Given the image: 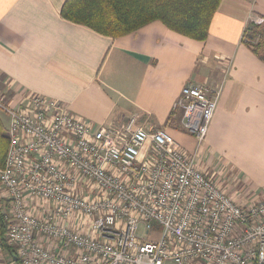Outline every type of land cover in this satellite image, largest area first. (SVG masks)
Wrapping results in <instances>:
<instances>
[{
  "label": "built area",
  "instance_id": "1",
  "mask_svg": "<svg viewBox=\"0 0 264 264\" xmlns=\"http://www.w3.org/2000/svg\"><path fill=\"white\" fill-rule=\"evenodd\" d=\"M220 93L189 82L175 101L198 145ZM0 112V226L20 264H264V197L239 204L167 131L136 115L96 127L56 99L14 102L2 88Z\"/></svg>",
  "mask_w": 264,
  "mask_h": 264
},
{
  "label": "crops",
  "instance_id": "2",
  "mask_svg": "<svg viewBox=\"0 0 264 264\" xmlns=\"http://www.w3.org/2000/svg\"><path fill=\"white\" fill-rule=\"evenodd\" d=\"M65 1L0 0V88L10 99H56L96 127L136 115L196 154L239 204L264 197V60L243 39L248 23L264 17V0H221L203 41L160 20L104 35L64 18ZM189 82L221 89L201 145L174 112ZM0 255L17 263L15 248Z\"/></svg>",
  "mask_w": 264,
  "mask_h": 264
},
{
  "label": "trees",
  "instance_id": "3",
  "mask_svg": "<svg viewBox=\"0 0 264 264\" xmlns=\"http://www.w3.org/2000/svg\"><path fill=\"white\" fill-rule=\"evenodd\" d=\"M221 0H66L61 14L73 22L97 32L119 37L156 20L189 38L206 40L213 16ZM262 23L251 20L244 41L264 60V17ZM9 146L7 128L0 116V168L5 164ZM1 247L14 249L7 242V225L0 226ZM16 264H20L17 262Z\"/></svg>",
  "mask_w": 264,
  "mask_h": 264
},
{
  "label": "rangeland",
  "instance_id": "4",
  "mask_svg": "<svg viewBox=\"0 0 264 264\" xmlns=\"http://www.w3.org/2000/svg\"><path fill=\"white\" fill-rule=\"evenodd\" d=\"M0 116H1V118L3 120V124H4L5 128H7L9 126V117L3 112H0ZM228 183L231 186H233L232 183H230V182H228ZM140 234L143 235V236H145V235L149 236L148 234H145V231H144L143 227H140Z\"/></svg>",
  "mask_w": 264,
  "mask_h": 264
}]
</instances>
